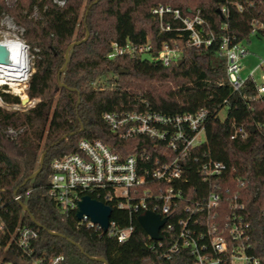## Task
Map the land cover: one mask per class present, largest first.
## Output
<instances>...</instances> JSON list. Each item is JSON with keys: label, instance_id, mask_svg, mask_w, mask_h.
<instances>
[{"label": "trees", "instance_id": "trees-1", "mask_svg": "<svg viewBox=\"0 0 264 264\" xmlns=\"http://www.w3.org/2000/svg\"><path fill=\"white\" fill-rule=\"evenodd\" d=\"M161 3L187 16L199 11L207 34H213L211 44L191 46L186 31L159 30L151 9ZM3 12L22 29L29 44L34 69L27 95L36 102L16 108L19 97L0 91L4 103L0 104V204L9 207L12 223L39 226L42 253L63 255L65 264H104L91 257H103L107 264H192L195 257L187 249L167 258L162 249L150 248L152 239L138 220L140 213L130 215L112 202H108L111 220L119 229L134 224L127 241L119 242L101 229L78 228L76 211L62 209L49 196L48 186L52 161L77 152L82 139H101L123 158L142 148L159 155L156 150L163 142L120 138L103 118L106 112L182 114L203 108L209 115L207 140L188 157L194 169L187 172L189 194L178 215L183 217L185 206L208 195L192 192L194 187L209 186L201 183L202 161L213 158L236 167L232 179H222L223 187L231 188L222 198L238 195L245 203L251 252L264 264V95L258 97L251 76L235 91L227 80L225 59L219 55L224 38L242 42L255 24L264 26V0H17L13 5L0 0V23ZM180 26V21L173 23L176 29ZM256 33L264 36L262 31ZM129 39L137 44L150 40L154 55L164 41L177 44L183 48V60L167 66L154 57L108 58L113 41ZM76 41L80 42L69 49V60L60 73L67 48ZM223 108H227L225 119L219 115ZM240 125L248 130L247 137L232 139L235 126ZM251 126L256 128L250 131ZM196 156L200 161L194 164ZM40 166V172L30 178ZM240 175L245 185L237 180ZM17 193L22 199H14ZM222 213H227L225 206Z\"/></svg>", "mask_w": 264, "mask_h": 264}, {"label": "built area", "instance_id": "built-area-1", "mask_svg": "<svg viewBox=\"0 0 264 264\" xmlns=\"http://www.w3.org/2000/svg\"><path fill=\"white\" fill-rule=\"evenodd\" d=\"M222 11L226 12V9ZM151 13L158 22L159 30L186 31L188 44L191 46L208 47L214 39L213 34H207L206 21L199 11L193 16H187L169 4L161 3L153 7ZM175 21L181 22L177 29L173 27ZM12 28L8 24L4 31L0 29V44L11 38L16 40L26 52L29 61V44L22 33L19 36L11 31ZM253 28V32L264 33L262 25L255 24ZM153 51L150 40L144 44H137L130 39L124 43L113 41L108 58L154 57L169 66L180 60L183 48L164 41L157 55ZM247 54L248 50L242 42L233 43L229 37L224 38L220 44L219 55L225 59L227 80L235 91L243 88L248 80L241 76V58ZM262 68L264 70V65ZM29 70L28 68L26 79L21 80L20 84L28 83L31 75ZM5 85L9 86L8 82L0 84L1 87ZM256 85L258 97H262L264 83L256 82ZM103 118L111 131L122 139L149 137L164 144L156 150L159 155L153 156L149 150L142 148L123 158L101 139L80 140L77 152L62 155L51 163L53 174L48 194L62 209L76 211L81 197L89 195L105 204L112 202L127 210L130 215L152 211L161 219H166L159 232L161 238H150V248L162 249V256L168 258L187 249L195 257L192 264H263L251 252V224L246 216L245 203L238 195L229 199L222 198L223 193L231 192V188L223 187L222 179L225 176L232 179L236 167L213 158L202 161L198 166L201 183L209 186L203 189L194 187L192 192H208V195L201 201L185 206L183 217L178 215L188 193L187 172L194 169V165H189L188 157L207 140V137L203 140L200 136L206 131L209 118L206 109L182 114L115 110L106 112ZM257 128L262 127L259 125ZM247 134L248 130L244 126H235L232 139H244ZM199 161L196 156L194 164ZM237 180L242 185L246 184L242 175L237 176ZM14 199H22V194L17 193ZM223 206L227 213H222ZM9 213V207L0 204V264H65V256L46 255L40 251L39 226L12 223V218L7 216ZM109 221L106 232L115 235L119 242L130 238L134 224L119 229L117 222L111 218ZM78 222V228L85 226L103 231L100 224L94 223L85 214Z\"/></svg>", "mask_w": 264, "mask_h": 264}, {"label": "rangeland", "instance_id": "rangeland-1", "mask_svg": "<svg viewBox=\"0 0 264 264\" xmlns=\"http://www.w3.org/2000/svg\"><path fill=\"white\" fill-rule=\"evenodd\" d=\"M6 1L9 5H13L17 0H6ZM34 15L37 16L38 12L36 11L34 13ZM8 24L12 25L13 28L11 29V31L13 33H16L19 36H22V34H21L22 29L15 24L12 17H10L8 14L3 12L1 15L0 29L2 31H4L5 29H7ZM242 45H244L248 50V54L241 58V62L243 65V69L241 71L242 78L246 79L249 77V75H251L252 78L255 79L258 84L264 83V78H263L264 77V70L262 68V66L264 65V36L259 35L256 32H252L250 37L248 38V40H246V39L242 40ZM33 62H34L33 57L30 53L29 61H28V68L30 69L29 70L30 73H32L33 69H34L33 68ZM64 70H62L60 72H63ZM109 78H111V76H109ZM27 85H28L27 82H26V84H21V86L26 87L24 89L26 94H27V88H28ZM5 86H7V88L0 86V91H5L8 93L10 92V93L17 95L19 97L21 104L18 106H15L16 108L27 107V106H31V105L35 104L36 100L29 99V97H28L26 102H24L22 100L20 94H17L14 92V89L12 86H10V85L9 86L5 85ZM0 104H4L1 99H0ZM219 115L222 119H225L228 115L227 114V108H223L219 112ZM200 136H201V139L206 140L207 136H206L205 132H202Z\"/></svg>", "mask_w": 264, "mask_h": 264}, {"label": "water", "instance_id": "water-1", "mask_svg": "<svg viewBox=\"0 0 264 264\" xmlns=\"http://www.w3.org/2000/svg\"><path fill=\"white\" fill-rule=\"evenodd\" d=\"M89 36V34H88ZM87 36V37H88ZM80 41H76L71 43L68 48H67V52L65 55V63L62 66L63 68L61 69L64 70L66 68L67 62L69 60V49L76 46ZM183 59H181L179 61V63L182 61ZM61 73V72H60ZM121 73H128V71L126 70H122ZM60 85H63V83H60ZM254 129V126L250 127V131H252ZM46 151L43 152L41 160H40V164L41 166L44 163V159L46 156ZM41 166L38 170H36V172H34L30 178L35 177L41 169ZM77 210H76V217L78 220H81L82 216L85 214L87 216H89L90 220L93 221L96 224H100L103 231L106 232L108 230L109 224H110V218H111V214H112V208L111 206H109L108 204L103 203L100 200H95L93 198H91L89 195H84L81 197V199L78 201L77 203ZM24 209L26 211H28V209L26 207H24ZM138 220L140 221L142 227L144 228V230L146 231L147 235L155 240L160 239V229L165 225L166 223V219H161L160 216L152 211H146L142 214H140L138 216ZM37 225H39L37 223ZM56 235H59L62 237V235L54 233ZM79 249L82 251L81 247L78 245ZM92 260H96L98 262H103L104 264H107V261L105 258L100 257V258H96V257H91Z\"/></svg>", "mask_w": 264, "mask_h": 264}, {"label": "bare ground", "instance_id": "bare-ground-1", "mask_svg": "<svg viewBox=\"0 0 264 264\" xmlns=\"http://www.w3.org/2000/svg\"><path fill=\"white\" fill-rule=\"evenodd\" d=\"M27 65L26 52L19 42L11 38L0 44V84L8 82L24 102L28 95L24 91L26 87L21 86L20 81L26 79Z\"/></svg>", "mask_w": 264, "mask_h": 264}]
</instances>
